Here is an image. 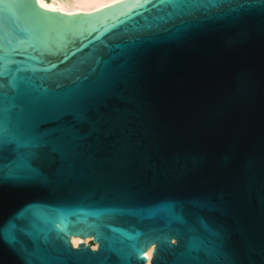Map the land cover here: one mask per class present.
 Returning a JSON list of instances; mask_svg holds the SVG:
<instances>
[{
    "label": "water",
    "instance_id": "95a60500",
    "mask_svg": "<svg viewBox=\"0 0 264 264\" xmlns=\"http://www.w3.org/2000/svg\"><path fill=\"white\" fill-rule=\"evenodd\" d=\"M47 1L0 0V264H264V0Z\"/></svg>",
    "mask_w": 264,
    "mask_h": 264
},
{
    "label": "bare ground",
    "instance_id": "6f19581e",
    "mask_svg": "<svg viewBox=\"0 0 264 264\" xmlns=\"http://www.w3.org/2000/svg\"><path fill=\"white\" fill-rule=\"evenodd\" d=\"M122 0H68L67 2H62L61 0H48L44 2V8L47 10H56L64 13L79 12V13H89L93 12L99 8L115 4ZM72 246H76L79 242L88 244L89 237L80 238L77 236H70L69 238ZM91 248H95V244H89ZM145 263L148 264L151 257V246L144 252Z\"/></svg>",
    "mask_w": 264,
    "mask_h": 264
},
{
    "label": "rangeland",
    "instance_id": "374dc122",
    "mask_svg": "<svg viewBox=\"0 0 264 264\" xmlns=\"http://www.w3.org/2000/svg\"><path fill=\"white\" fill-rule=\"evenodd\" d=\"M88 244H91V243H90V238H89V242H88ZM91 245H94V244H91Z\"/></svg>",
    "mask_w": 264,
    "mask_h": 264
}]
</instances>
